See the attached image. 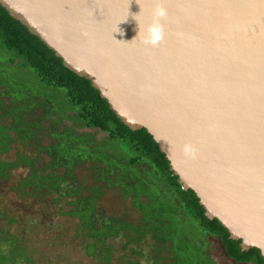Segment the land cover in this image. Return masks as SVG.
<instances>
[{
  "label": "water",
  "instance_id": "obj_1",
  "mask_svg": "<svg viewBox=\"0 0 264 264\" xmlns=\"http://www.w3.org/2000/svg\"><path fill=\"white\" fill-rule=\"evenodd\" d=\"M0 3L147 129L206 215L264 256V0ZM159 7L152 46L143 37Z\"/></svg>",
  "mask_w": 264,
  "mask_h": 264
},
{
  "label": "trees",
  "instance_id": "obj_2",
  "mask_svg": "<svg viewBox=\"0 0 264 264\" xmlns=\"http://www.w3.org/2000/svg\"><path fill=\"white\" fill-rule=\"evenodd\" d=\"M18 144L33 154L6 158ZM24 168L14 189L53 199L63 215L78 219L85 250L99 264H113L118 245L137 258L129 264H219L208 236L218 237L237 264H264L259 248L243 250L206 215L147 129L130 128L90 79L65 66L0 3V180ZM108 190L131 201L136 216L108 211ZM16 221L0 210V222ZM22 241L0 225V264H33Z\"/></svg>",
  "mask_w": 264,
  "mask_h": 264
},
{
  "label": "rangeland",
  "instance_id": "obj_3",
  "mask_svg": "<svg viewBox=\"0 0 264 264\" xmlns=\"http://www.w3.org/2000/svg\"><path fill=\"white\" fill-rule=\"evenodd\" d=\"M19 151L33 154L18 144L5 157L16 159ZM26 171L27 168L14 172L9 181L0 180V210L18 219L10 224L0 222V225L23 240L21 244L33 258V264H99L98 259L85 250L82 235L77 232L78 219L63 215L53 204V199L45 201L23 196L14 189ZM104 202L110 212L121 214L126 210L129 218L136 216L131 201L113 190H108ZM207 240L209 252L219 264H237L226 254L218 237L208 236ZM117 247L113 264H129L131 260H137L123 251L121 245ZM143 264H148V261L144 260Z\"/></svg>",
  "mask_w": 264,
  "mask_h": 264
},
{
  "label": "clouds",
  "instance_id": "obj_4",
  "mask_svg": "<svg viewBox=\"0 0 264 264\" xmlns=\"http://www.w3.org/2000/svg\"><path fill=\"white\" fill-rule=\"evenodd\" d=\"M165 15H166V10L163 7H159L155 10L153 23L147 27L146 34L143 37V42L145 44L155 46L163 39L164 29H163V25L160 23V19ZM138 26H139V22H138Z\"/></svg>",
  "mask_w": 264,
  "mask_h": 264
}]
</instances>
